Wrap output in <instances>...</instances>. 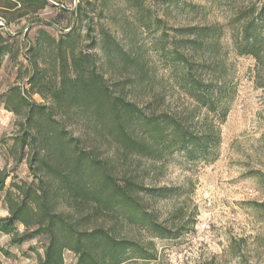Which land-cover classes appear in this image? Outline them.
Instances as JSON below:
<instances>
[{
	"label": "rangeland",
	"instance_id": "obj_1",
	"mask_svg": "<svg viewBox=\"0 0 264 264\" xmlns=\"http://www.w3.org/2000/svg\"><path fill=\"white\" fill-rule=\"evenodd\" d=\"M44 1L42 7L0 0V32L9 49L0 69V218L9 215L12 184H37L44 176L33 161L37 146L26 121L31 107H41L49 116L44 130L80 139L77 152L100 164L97 181L110 175L129 186L172 234L156 237L105 210L85 221L83 229L102 226L141 245L148 259L125 264H264V54L258 61L235 43L240 18L264 20V0ZM204 27L211 30L198 39L204 45L191 44L197 38L190 30ZM180 54L198 78L214 83L216 109L196 103L180 86ZM96 76L113 98L147 115L175 117L191 131L212 130L217 145L195 157L127 149L81 96ZM131 130L144 143L139 130ZM60 169L68 173L70 164ZM56 206L78 218L98 205L65 194ZM11 239L0 233V248L9 254L0 252L1 264H37L44 257L45 236L21 245ZM63 259L77 264L78 257L65 251Z\"/></svg>",
	"mask_w": 264,
	"mask_h": 264
},
{
	"label": "trees",
	"instance_id": "obj_2",
	"mask_svg": "<svg viewBox=\"0 0 264 264\" xmlns=\"http://www.w3.org/2000/svg\"><path fill=\"white\" fill-rule=\"evenodd\" d=\"M18 4L45 6L44 0H11ZM241 30L235 43L240 54L262 60L264 54L263 17H244ZM210 28H193L190 34L197 40L191 44L204 45L198 39L208 35ZM181 33H187L181 30ZM66 41L72 42L71 35ZM56 42L55 40H52ZM3 34L0 32V69L3 57L9 53ZM60 46L63 40L57 42ZM178 67L181 70L179 84L186 94L198 104L216 109L218 91L214 83H205L193 72V66L183 54L179 55ZM76 60L74 61V64ZM81 96L91 104L94 112L104 127H111V134L127 149L146 155H163L167 152H183L189 157L206 156L217 145L215 132L191 131L181 120L167 114H145L133 102L113 98L107 91L103 77L90 78V83L83 88ZM216 95V96H215ZM48 114L43 108H32L27 123L33 131L29 137L37 151L34 160L37 169L43 171L37 184H12V190L6 194L9 215L0 218V233L10 235L11 243L21 245L37 236H45L47 244L44 257L37 264H64L63 253L73 252L77 264H125L130 259H148L140 244L132 240L118 239L102 226L81 228L103 210L122 216L131 223L138 224L160 238H169L168 230L158 225L141 206L129 186H121L110 175H101L97 181L100 164L87 160L77 152L80 139H74L58 128L44 130ZM132 129H138L144 143ZM26 141V140H25ZM23 147L25 142L22 144ZM74 152L72 157L68 155ZM69 163L70 171L63 173L60 165ZM5 190V178L0 179V192ZM69 194L75 200L93 201L98 206H89V211L78 218L70 212L58 210L59 197ZM25 228L22 234L18 226ZM180 234L174 237H178ZM1 253L9 255L0 248ZM1 264V262H0Z\"/></svg>",
	"mask_w": 264,
	"mask_h": 264
}]
</instances>
